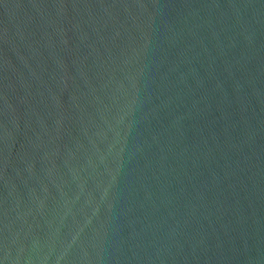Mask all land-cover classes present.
<instances>
[{"label":"water","instance_id":"1","mask_svg":"<svg viewBox=\"0 0 264 264\" xmlns=\"http://www.w3.org/2000/svg\"><path fill=\"white\" fill-rule=\"evenodd\" d=\"M0 264H264V0H0Z\"/></svg>","mask_w":264,"mask_h":264}]
</instances>
